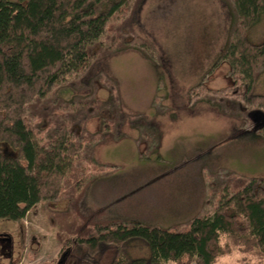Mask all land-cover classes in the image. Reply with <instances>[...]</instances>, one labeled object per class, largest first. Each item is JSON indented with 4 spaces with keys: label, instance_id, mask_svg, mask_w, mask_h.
Wrapping results in <instances>:
<instances>
[{
    "label": "rangeland",
    "instance_id": "rangeland-1",
    "mask_svg": "<svg viewBox=\"0 0 264 264\" xmlns=\"http://www.w3.org/2000/svg\"><path fill=\"white\" fill-rule=\"evenodd\" d=\"M236 22L231 0L148 2L137 32L156 45L155 57L133 48L115 52L83 85L63 89L67 99L91 96L105 103L86 121V130L99 132L101 140L92 149L94 161L84 162L77 176L93 180L77 206L61 197L39 202L22 220L0 218V236L10 237L4 241L11 245L0 243V262L67 264L80 257L89 263L83 244H72L61 257L60 234L71 226L80 230L83 216L90 225L142 219L186 230L197 213L214 207L221 187L264 176V121L246 113L232 93L229 62L219 60ZM252 36L264 38L263 23ZM122 249L131 260L149 256L142 240ZM117 253L116 245L103 244L95 256L113 264ZM234 253L222 260L262 264Z\"/></svg>",
    "mask_w": 264,
    "mask_h": 264
},
{
    "label": "trees",
    "instance_id": "trees-1",
    "mask_svg": "<svg viewBox=\"0 0 264 264\" xmlns=\"http://www.w3.org/2000/svg\"><path fill=\"white\" fill-rule=\"evenodd\" d=\"M149 1L0 0V218L22 220L41 201L82 199L94 177L77 176L84 162L94 161L101 140L85 125L105 103L67 99L63 89L83 85L115 52L133 48L155 57L156 45L137 32ZM231 1L237 22L219 60L229 62L232 93L246 113L264 121V38L252 36L264 24V0ZM218 193L214 207L186 230L142 221L90 225L83 216L80 230L60 234L61 257L74 243L85 245L90 258L114 244L113 264H218L235 251L264 264V176ZM136 239L147 245L148 257L131 260L122 249Z\"/></svg>",
    "mask_w": 264,
    "mask_h": 264
},
{
    "label": "crops",
    "instance_id": "crops-1",
    "mask_svg": "<svg viewBox=\"0 0 264 264\" xmlns=\"http://www.w3.org/2000/svg\"><path fill=\"white\" fill-rule=\"evenodd\" d=\"M183 200H185V199H183ZM182 200V201H183ZM186 200L187 201H189V200H192L193 201V198L191 197V196H187V198H186ZM181 201V200H180ZM187 206V205H186ZM186 206H180V205H178L177 207H176V210H178V208L180 209V210H186ZM166 206H164V207H162V211L164 210V208H165ZM168 207V206H167ZM167 207L165 208V209H167ZM204 207H202V208H199V210L201 211L202 209H203ZM199 210L197 209V211L196 212H199ZM201 213V212H200ZM200 213H197V215H199ZM197 215H195V216H197ZM155 217H159V215H154ZM194 216V217H195ZM160 218V217H159ZM140 221H143V222H145V223H149V224H153V225H157V224H155V223H152V221H146V220H140ZM133 241H139V240H132V241H130V242H133ZM130 242H128V243H130ZM82 246H84L85 247V245H82ZM86 248V247H85ZM147 249H148V247H147ZM148 252H149V250H147ZM237 252V251H236ZM239 253V252H238ZM238 253H237V255H238ZM84 254L85 253H83L82 255H83V257H84ZM86 257L89 259V261L91 262L92 261V259L94 260L93 262H89V263H86L85 262V260L83 259V258H80V257H78V259L77 260H75V261H73L72 260V262H67V264H96V263H98V264H102V262H101V259H99V258H97L96 256H94V257H96L97 259H95V258H92V259H90V257H89V255H88V253H87V250H86ZM230 255H232V256H235V253H231V254H229V255H226V257L228 256H230ZM65 257V256H64ZM140 256H137V257H135V258H139ZM224 257V256H223ZM218 263H221V264H230L229 263V261L227 260V261H223L222 260V257L219 259V262ZM61 264H64L63 262H61Z\"/></svg>",
    "mask_w": 264,
    "mask_h": 264
},
{
    "label": "flooded vegetation",
    "instance_id": "flooded-vegetation-1",
    "mask_svg": "<svg viewBox=\"0 0 264 264\" xmlns=\"http://www.w3.org/2000/svg\"><path fill=\"white\" fill-rule=\"evenodd\" d=\"M4 240H7V239H5L4 237L0 236L1 247H3V248H5V247L10 248L11 247L10 243L5 242Z\"/></svg>",
    "mask_w": 264,
    "mask_h": 264
},
{
    "label": "built area",
    "instance_id": "built-area-1",
    "mask_svg": "<svg viewBox=\"0 0 264 264\" xmlns=\"http://www.w3.org/2000/svg\"><path fill=\"white\" fill-rule=\"evenodd\" d=\"M188 264H197V263H196V261L193 260V261L189 262Z\"/></svg>",
    "mask_w": 264,
    "mask_h": 264
},
{
    "label": "water",
    "instance_id": "water-1",
    "mask_svg": "<svg viewBox=\"0 0 264 264\" xmlns=\"http://www.w3.org/2000/svg\"><path fill=\"white\" fill-rule=\"evenodd\" d=\"M4 238H6V239H8V240L10 239V237H7V236H5Z\"/></svg>",
    "mask_w": 264,
    "mask_h": 264
}]
</instances>
